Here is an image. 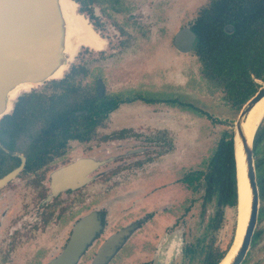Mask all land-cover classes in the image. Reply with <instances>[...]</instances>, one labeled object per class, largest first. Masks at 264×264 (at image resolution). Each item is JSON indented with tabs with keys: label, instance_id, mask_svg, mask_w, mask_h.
<instances>
[{
	"label": "flooded vegetation",
	"instance_id": "af4514ba",
	"mask_svg": "<svg viewBox=\"0 0 264 264\" xmlns=\"http://www.w3.org/2000/svg\"><path fill=\"white\" fill-rule=\"evenodd\" d=\"M73 1L80 5L78 12L106 40L102 50L85 47L93 58L115 55L106 52L114 32L120 38L119 45H130L132 39L133 48L145 51L136 54L138 60L155 58L157 53L151 50L157 47L168 48L169 56L174 48L181 56L196 57L203 78L195 51L201 24L218 20L224 16V4L233 7L241 0ZM174 1L176 9L183 10L181 25L173 32L168 19ZM211 7L213 10L208 11ZM185 29L194 34V44L181 52L176 40ZM213 30L219 33L217 25ZM222 32L234 35L236 25L224 23ZM77 54L72 60L68 57V70L61 79L47 81L24 94L59 96L70 90L71 99H96L91 102L92 109L75 111L68 118V127L54 123L52 128L57 130L53 132H43L51 128L45 123L49 118H21L17 121L35 123L25 127L26 131L0 132V181L14 174L0 184V264L57 261L67 250L79 222L93 213L99 229L74 264H82L88 257L89 264H219L236 239L239 194L228 165L217 164L216 157L222 141L234 134L226 133L207 159L188 168L189 153L181 152L171 133L173 111L213 118L179 95L143 87L107 91L102 74H94L87 64L74 63ZM159 55L166 61L167 52ZM64 80L65 85L58 84ZM254 80L256 84V80L264 82ZM60 120L69 121H53ZM108 127L111 132H103ZM98 142L101 146L95 152L93 143ZM254 158L260 207L242 264H264V133L254 147ZM69 168L74 175L66 174ZM82 172L78 180L76 174ZM190 192L200 194L201 200L197 229L192 234L186 227V215L193 207V200L187 205ZM93 194H98L100 201L90 206ZM179 202L183 211L177 218L173 205ZM228 210L235 211V225L229 239L222 242L218 234ZM109 242L113 244L111 253L98 261Z\"/></svg>",
	"mask_w": 264,
	"mask_h": 264
},
{
	"label": "water",
	"instance_id": "95a60500",
	"mask_svg": "<svg viewBox=\"0 0 264 264\" xmlns=\"http://www.w3.org/2000/svg\"><path fill=\"white\" fill-rule=\"evenodd\" d=\"M74 36L75 27L68 12L67 0H0V120L13 112L21 95L65 75L69 62L68 50ZM193 44L194 34L189 29L177 35L176 46L181 52H187ZM256 82L260 86L258 91L244 104L233 126V134L238 136L241 148L250 205L237 249L229 264H242L258 222L260 195L254 140L264 116L251 141L245 126L254 108L264 98V82ZM233 149L238 192V160L234 135ZM72 169H67L66 174L74 175ZM82 174L83 172L76 174L78 180L82 179ZM13 175L0 181V184ZM69 186H73V183L70 182ZM98 229L96 214L82 219L64 255L51 264H74ZM111 247L113 244L109 242L102 248L98 261H103L111 253Z\"/></svg>",
	"mask_w": 264,
	"mask_h": 264
},
{
	"label": "rangeland",
	"instance_id": "374dc122",
	"mask_svg": "<svg viewBox=\"0 0 264 264\" xmlns=\"http://www.w3.org/2000/svg\"><path fill=\"white\" fill-rule=\"evenodd\" d=\"M175 4H177L176 1L170 6V18L168 19L173 32L177 29L176 27L181 25V11L183 10L180 7L176 9ZM79 8L80 5L78 4L77 10ZM112 34L114 35V40H111V48L106 52H113L115 54L113 57L108 58L103 55L100 59L93 58L90 56L92 53L84 46L77 52L78 54L76 53L77 56L74 63L87 64L94 71V74H102L107 81V91L143 87L162 91L165 95H179L187 101L195 103L201 108V111L207 112L213 119L174 109L171 120H169L172 127L171 133L177 147L182 149L181 152L189 153L188 168L202 163L203 160L213 153L226 133L233 134V126L239 117L240 111L226 105L223 92L215 89L206 79L201 77L200 64L196 57L181 56L174 48L171 50L172 56H169L170 50L168 48L165 50L164 47H157L151 50L152 53H157L155 58L138 60L136 54L138 55V53L145 51L138 50L136 47L133 48L131 45L132 39L129 40L130 45L128 43H126V46H124V43L119 45L118 40L120 41V38L114 32ZM165 52L168 55L165 57L166 61H161L159 54ZM90 80H93V78ZM111 130L112 128L108 127L103 132L109 133ZM100 146L99 142L93 143L92 149L95 151ZM192 158L194 159L191 160ZM186 198L187 205L193 200V207L186 215V227L189 230L188 233L192 234L196 231L197 222L199 221L200 194L192 195L190 192L187 193ZM99 201V195L93 194L90 206H95ZM180 203L173 205V211L177 218L183 211V208H181L183 203ZM90 206L78 209V213L88 209ZM238 213L239 209H237V221ZM234 225L235 211L228 210L225 215L224 227L218 234L220 241L223 242L229 239ZM116 227L114 226L111 229L114 230ZM89 259L90 257L85 259L82 264H89ZM111 264H114V261Z\"/></svg>",
	"mask_w": 264,
	"mask_h": 264
},
{
	"label": "trees",
	"instance_id": "16d2710c",
	"mask_svg": "<svg viewBox=\"0 0 264 264\" xmlns=\"http://www.w3.org/2000/svg\"><path fill=\"white\" fill-rule=\"evenodd\" d=\"M211 10L213 7L208 9V11ZM222 12H224V16L218 20L211 19L210 23L201 24L199 29L201 37L195 51L200 58L203 78L215 89L223 92L224 100L232 109L240 111L259 89V85L255 83L254 79L264 80V0H241L240 3L236 2L233 7L231 3H226ZM224 23L235 24L236 34L225 35L222 32ZM205 25L207 27L210 25V28L204 29ZM216 25L219 27V33L213 30ZM208 32H211V35ZM58 84L65 85L66 82L64 80ZM69 91H64L59 96H47L41 92L22 95L15 103L13 114L6 116L0 122V132L26 131L23 130L25 127L35 123L17 121L21 118H49L50 120L45 123L51 128L44 129L43 132L56 131L57 129L52 128L54 123L68 127L71 124L68 118L75 111L92 109L91 102L96 101V99L89 100L84 96L71 99L73 91L71 93ZM100 111L101 108H99ZM54 118L69 121L55 122ZM263 133L264 126L261 125L255 136L254 147L261 140ZM216 161L219 165H221L220 163L228 165L232 183L236 182L232 135L220 144Z\"/></svg>",
	"mask_w": 264,
	"mask_h": 264
},
{
	"label": "bare ground",
	"instance_id": "6f19581e",
	"mask_svg": "<svg viewBox=\"0 0 264 264\" xmlns=\"http://www.w3.org/2000/svg\"><path fill=\"white\" fill-rule=\"evenodd\" d=\"M68 12L75 27L74 41L68 50L70 60L79 51L81 47H90L95 50H102L105 48L106 41L102 39L99 34L92 28L84 15L77 10L78 5L73 0H67ZM264 116V98L257 104L251 113L248 123L245 125L250 136V141L253 139L258 124ZM235 131V130H234ZM236 141V155L238 160V193H239V213H238V227L235 244L232 246L229 253L220 264H229L237 249L241 234L244 229L246 217L248 215L250 205V191L245 176V171L242 166V154L239 145L238 136L234 134Z\"/></svg>",
	"mask_w": 264,
	"mask_h": 264
}]
</instances>
